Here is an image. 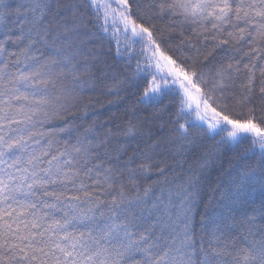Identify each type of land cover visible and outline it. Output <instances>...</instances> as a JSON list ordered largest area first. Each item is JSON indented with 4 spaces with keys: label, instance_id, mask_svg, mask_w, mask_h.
Segmentation results:
<instances>
[{
    "label": "snow or ice",
    "instance_id": "snow-or-ice-1",
    "mask_svg": "<svg viewBox=\"0 0 264 264\" xmlns=\"http://www.w3.org/2000/svg\"><path fill=\"white\" fill-rule=\"evenodd\" d=\"M0 264H264V0H0Z\"/></svg>",
    "mask_w": 264,
    "mask_h": 264
},
{
    "label": "trees",
    "instance_id": "trees-1",
    "mask_svg": "<svg viewBox=\"0 0 264 264\" xmlns=\"http://www.w3.org/2000/svg\"><path fill=\"white\" fill-rule=\"evenodd\" d=\"M212 143H213L212 141H208L209 147H211ZM218 175H219V173H218V171L216 169L211 170L210 178L213 181V186H215V181H216V178H217Z\"/></svg>",
    "mask_w": 264,
    "mask_h": 264
}]
</instances>
